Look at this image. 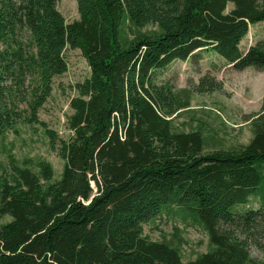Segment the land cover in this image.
Here are the masks:
<instances>
[{"label":"trees","instance_id":"obj_1","mask_svg":"<svg viewBox=\"0 0 264 264\" xmlns=\"http://www.w3.org/2000/svg\"><path fill=\"white\" fill-rule=\"evenodd\" d=\"M56 2L0 0V137L18 120L39 123L64 160L57 179L44 160L35 169L10 154L0 162V219L9 217L0 223V264H264L235 234H264V206L231 212L258 198L264 113L247 144L207 151L201 130L173 125L188 100L155 78L203 49L235 70H264V38L240 48L249 26L264 22V0H75L71 22ZM66 49L79 50L89 75L73 85L70 134L59 139L37 111L52 78L67 70ZM28 73L40 77L42 91L23 118L7 82L20 85ZM197 88L217 87L202 79ZM169 206L208 235L206 252L188 262L179 238L143 234Z\"/></svg>","mask_w":264,"mask_h":264},{"label":"rangeland","instance_id":"obj_2","mask_svg":"<svg viewBox=\"0 0 264 264\" xmlns=\"http://www.w3.org/2000/svg\"><path fill=\"white\" fill-rule=\"evenodd\" d=\"M232 4H227V10ZM57 10L66 22L78 19L75 0H57ZM152 27H149L150 29ZM144 28L143 30H145ZM26 37V33H24ZM264 38V22L249 26L248 32L241 40L240 48L244 51L257 40ZM64 57L67 70L54 76L50 83V92L45 102L37 111L39 121L52 129L59 139L68 138L70 131L66 126V117L70 114L69 100L75 95L73 85L89 75V68L77 49H66ZM23 83L16 80L7 82L8 94L16 109L24 117L31 114L30 105L40 94L42 86L40 77L35 73L24 74ZM158 84L168 83L178 94L180 101L188 100V107L179 110L173 118L177 131L199 129L206 141L205 149H238L247 144L253 135V121L264 113V70L252 67L235 70L214 51L203 49L190 58L175 60L155 72ZM202 79L216 83V89L198 91ZM13 155L21 165L31 166L40 160L47 161L53 168L54 178L61 173L64 160L58 154L57 144L53 146L39 123L29 124L18 120L15 125L0 137V162L7 163V155ZM96 189L95 184H91ZM255 195L247 203L235 204L233 214L264 206V180ZM185 217V216H184ZM176 206H169L147 224L143 225V234L152 240L181 241L182 261L188 262L197 254L206 252L208 235L200 223L190 216L185 219ZM9 220L8 216L0 223ZM257 224L258 229H262ZM236 236L248 243V250L256 260L264 261V234L252 230L246 235L237 229Z\"/></svg>","mask_w":264,"mask_h":264}]
</instances>
